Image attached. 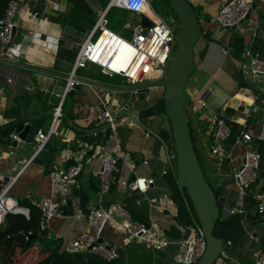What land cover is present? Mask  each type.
<instances>
[{
  "label": "crops",
  "instance_id": "1",
  "mask_svg": "<svg viewBox=\"0 0 264 264\" xmlns=\"http://www.w3.org/2000/svg\"><path fill=\"white\" fill-rule=\"evenodd\" d=\"M16 1L15 35L10 50L0 55V176L2 179L15 178L9 195L21 207L39 215L40 200L50 194L51 168L66 169L79 164L82 171L63 208L64 217L50 219L45 231L39 229L45 238L58 241L66 252L76 238L88 232L87 211L99 200L98 161L117 144L123 158L114 172L110 192L102 197V204L123 206L133 221L155 225L162 231L167 245L154 249L136 241H127L118 223L116 208H112L111 216L116 222L108 224L102 236L117 251L118 257L113 261L120 264H175L173 260L179 242L188 234L181 227L189 224L178 220L177 206L170 198L175 187L181 192L177 176L173 173L162 175V171L169 170L164 160L163 142L169 151L175 150L165 114L156 115L152 111L161 98L159 91L162 88L144 90V100H139L133 91H127L124 78L105 76L99 67L88 64L77 71L79 82L89 80L117 89L79 83L77 90L64 99L63 115L55 125L57 135L50 138L38 155H34V142L27 144L17 138L16 127L13 131L11 127L9 132L13 122L18 125L36 118L43 119L40 131H48L52 112L59 104L78 48L93 31L98 14L108 7L110 1L104 8L103 0H51V4L44 0ZM187 1L201 13L199 22L203 28L201 39L194 47L192 80L186 87L193 98L185 95L184 110L208 181L215 188L226 182L220 212L224 217L229 215L228 209L243 210V204L236 199L233 171L240 166L246 147L234 145L235 138L231 144L224 142V150L231 155L232 163L227 162L228 172L221 174L223 162L215 160L209 153L211 135L215 122L222 118L228 128L236 124L256 137L264 120V103L257 101L253 104V96L264 97V80L252 79L249 85H243L240 78V56L250 37L248 22L236 29H219V35L214 39L218 26L211 20L227 0ZM254 6L259 18L254 50L264 56V2L256 0ZM112 9L117 8H111L110 12ZM125 12L128 22L124 30L132 33L127 26H138L140 18ZM130 15L133 20L128 19ZM223 49L228 53L223 54ZM100 100L106 101L116 115L118 143L112 133L109 137L87 142L86 132L101 127L94 113V107ZM198 100L204 105L198 104ZM250 109L252 112L247 117ZM14 140L17 141L15 146L12 145ZM255 143L258 154H263L264 141ZM134 178L152 179L153 184L141 193L129 188ZM263 186L264 165H260L258 182L252 188L259 191ZM250 213L254 218L256 206L250 209ZM241 214L244 215V211ZM12 216L0 226V242L3 243L0 252L8 264H31L40 244L36 241L31 250L24 252L23 240L27 235L18 221L26 218L23 215ZM13 218L17 223L8 228ZM254 220L243 221V233L229 241V246L223 242L225 256H220L214 264H253L257 253L264 254L260 247L264 221Z\"/></svg>",
  "mask_w": 264,
  "mask_h": 264
},
{
  "label": "built area",
  "instance_id": "2",
  "mask_svg": "<svg viewBox=\"0 0 264 264\" xmlns=\"http://www.w3.org/2000/svg\"><path fill=\"white\" fill-rule=\"evenodd\" d=\"M51 4V0H44ZM256 0H227L220 8L216 17L211 20L220 30L227 28H237L241 24L249 23V40L240 56L239 72L242 84L249 85L252 79L264 80V56L254 50V44L258 36L259 18L252 10ZM264 2V0H260ZM17 1L12 0L8 3L4 16L0 19V55L10 50L12 44L11 32L15 27L14 15L17 11ZM111 8L125 10L132 15L147 20L148 26L132 27L127 26L132 31L131 39L125 40L113 33L109 26L107 14ZM249 15V19L245 20ZM36 17V13L33 14ZM107 34V35H106ZM106 37V41L111 39L114 43V51L118 48L125 49L131 54L129 61H124L123 67L117 58L120 56L104 59V43L99 47L102 37ZM176 36L167 22L160 16L156 15L151 7L149 0H110L106 9L98 14L96 26L87 36L83 43L79 46L73 66L66 79V84L60 95L59 104L53 110L52 120L47 132L38 131L34 137L35 153H41L47 145L50 138L57 135L55 125L57 120L62 116V106L64 99L79 85L76 73L79 69L85 68L88 64L99 67L101 74L113 77L119 76L124 78L128 87L137 86L144 83L161 80L168 68L172 53L176 46ZM10 45V46H9ZM8 46V47H7ZM223 54H227L228 50L223 49ZM118 54V53H117ZM102 62V63H101ZM192 80L189 77L188 83ZM187 87V86H186ZM134 95H138V91H133ZM185 95L193 98L191 92L185 88ZM260 101L264 103V97L253 96L254 102ZM203 106L201 100L196 101ZM250 109L247 117L250 116ZM95 118L99 126H108L110 135L116 143L118 138L115 132L118 123L115 122L116 115L113 113L111 106L100 100L94 107ZM229 128L224 120L218 119L215 122L214 132L211 135V145L209 146L210 156L218 161L224 159L232 163L231 155L224 150V142L229 138ZM16 138V137H15ZM264 141V120L259 125L258 134L253 137L247 130H241L234 139V145L246 147V151L242 155L241 164L233 171V181L236 189V199L242 205L245 197L250 193L249 187L257 183L259 178L260 155L257 151H251L249 143L251 141ZM164 160L169 166V170L162 171V175L173 173L176 175V153L175 150L169 151L165 143ZM122 153L116 144L111 150L105 152L98 161V169L96 171V179L98 181L97 205L91 206L86 214L88 222V232L76 238L72 244L66 249L69 254L94 255L100 259L110 262L117 259V251L111 247L107 241L103 239V231L108 224L116 221L111 216V209L116 208L118 223L122 229L127 241H136L154 249H162L167 245V240L162 231L155 225H146L135 222L131 218L129 212L123 206H104L102 197L108 194L114 184V172L117 170L118 162L122 159ZM174 163V164H173ZM82 167L79 164L69 166L66 169L52 167L49 172L51 182L50 194L48 197L40 200L38 209L40 211L39 229L45 231L47 222L52 218H63V208L71 195L75 180L80 175ZM15 182V178L2 179L0 176V226L3 225L8 215H23L29 219V211L21 207L18 202L9 195L10 190ZM153 184L152 179L134 178L129 184L132 190H138L145 193ZM256 213L259 218L264 221V192L256 196ZM190 213L189 208L187 207ZM241 209H228L227 214H241ZM191 218H193L191 216ZM188 234L185 239L179 242L178 252L174 257L175 264H196L203 256L206 249V241L202 229L197 221L192 219L191 223L185 227ZM30 234V233H29ZM252 239V237H250ZM28 241V236H25ZM229 246L231 243H225ZM223 246L220 256H225ZM253 264H264V255L257 253L254 257Z\"/></svg>",
  "mask_w": 264,
  "mask_h": 264
},
{
  "label": "water",
  "instance_id": "3",
  "mask_svg": "<svg viewBox=\"0 0 264 264\" xmlns=\"http://www.w3.org/2000/svg\"><path fill=\"white\" fill-rule=\"evenodd\" d=\"M168 2L176 17L178 33L176 36V46L167 71L161 80L128 87L127 91H138V99L144 100V90L157 87L163 89L161 99L163 101L165 117L171 128L176 153L177 180L180 187L184 188L192 204L206 241L205 252L196 264H214L220 257L223 246V241L213 235L214 227L220 217L223 205L220 200H217L204 178L192 143L188 119L184 110L185 88L194 70V47L202 36V25L199 22L201 13L196 11L187 0H168ZM253 9H255V6H253ZM248 19L249 15L246 16L245 20ZM148 25L149 22L142 18L140 26ZM226 30L229 29L227 28ZM15 31L14 27L11 32L12 38L15 35ZM219 32V29L215 30L214 39H217ZM79 83L106 89H117L89 80H81ZM77 88L78 85L75 87V90ZM42 123L43 119L36 118L18 124L15 128L17 138L27 144L33 143L34 137L40 131ZM86 134L87 142L89 143L103 137H109L110 128L104 125L90 130ZM15 144H17L16 140L13 141L12 145L15 146ZM249 147L251 151L257 150V144L254 140L249 143ZM248 191L251 195L257 196L264 192V186L259 191H255L252 187H249ZM32 237L35 236L28 234L27 243L30 242Z\"/></svg>",
  "mask_w": 264,
  "mask_h": 264
},
{
  "label": "trees",
  "instance_id": "4",
  "mask_svg": "<svg viewBox=\"0 0 264 264\" xmlns=\"http://www.w3.org/2000/svg\"><path fill=\"white\" fill-rule=\"evenodd\" d=\"M10 1H12V0H0V19L4 16L7 5ZM109 1L110 0H103V5H102L103 8L106 7V5ZM166 1L168 3V6L170 7L168 0H166ZM109 14H110V10L107 14V18L109 17ZM109 25H110V23H109ZM152 111L156 115H164L163 101L161 98L155 104ZM188 124H189V130H190V134H191L192 143L194 146L193 135L191 133L190 123L188 122ZM16 125L17 124H15L13 122L9 126L10 127V129H9L10 133H11V127H12V131H13V129L16 127ZM242 129H244V128L239 127L236 124H231L229 127V131H230L229 138H228L229 140L227 139L228 141L226 140V142L231 144L232 138L234 139L235 136L237 134H239V132ZM6 134H8V133L6 132ZM194 149H195V153L197 155V159L199 161V164L202 168L205 180L207 181L208 185L211 187V189H212L215 197L217 198V200H220V202H221L222 201L221 197H222V195H224L226 182H224L223 184L218 186V188H215V186L208 181L206 172L203 168L202 160L200 159L199 154L196 151L195 146H194ZM215 160H217V159H215ZM221 162H223L221 165V174H223V173L226 174L228 172V166H227L228 160L224 159ZM260 165L261 166L264 165V153L263 154L261 153V155H260ZM180 188H181V192H179L178 189L175 187L173 189L171 195H170V198L175 202V205L177 206L178 220L182 224H190L192 221L191 216L196 218V215H195L194 209L192 207V204H191L188 196L186 195L184 188H182V187H180ZM254 206H257L256 198H255V196L248 193V195L245 197V199L243 201V211L245 214L242 215V214L235 213L233 215H228V216H224V217L220 216L218 218L216 224H215L213 235L215 237L219 238L220 240H222L224 243H226L227 241L235 240L236 237L240 236L243 233V221L245 219L246 220L250 219L251 221L253 219H256V220H254V222L255 221L259 222L260 218L257 215V213L255 214L254 218L251 217L250 209ZM187 207L189 208L190 213L188 212ZM10 217H13V216L8 215L6 218L10 219ZM39 219H40V213H39V215H34L30 211L29 212V220L20 219V221H18L20 226L25 228V234L27 236H28V233H30L31 235L37 236L36 238L31 240L29 244H27L28 241L25 240V237H24V240H23L24 245L22 248L23 251L28 252L29 250H31L34 247V243L36 241H38L40 244V248H38L36 250L37 251L36 259L31 264H120L119 262H116V261L106 262V261H104V260H102V259H100L94 255L69 254V253L65 252V250L63 248H61L60 243L58 241L47 239L42 234L43 232H40V230H39ZM16 223H17L16 219L13 218L11 221H9L8 228L12 227V225H14ZM10 232H12V231L9 230V233ZM4 243H5V241H4ZM260 243H261L260 247L264 252V236L260 239ZM1 244H3V243L0 242V246H1ZM0 264H8L7 261L5 260L4 256L1 254V252H0Z\"/></svg>",
  "mask_w": 264,
  "mask_h": 264
},
{
  "label": "rangeland",
  "instance_id": "5",
  "mask_svg": "<svg viewBox=\"0 0 264 264\" xmlns=\"http://www.w3.org/2000/svg\"><path fill=\"white\" fill-rule=\"evenodd\" d=\"M149 1L151 2L150 4L155 14L160 17L162 16V18L167 22L168 26L172 29L173 33L177 35L178 24L176 21V17L173 11H171L172 9L168 6L167 1L166 0H149ZM126 14L127 13L125 11H119L118 9H112L108 17L109 23H110L108 29H110L113 33L118 35L120 38L125 39V40H130L131 32L124 30L125 24L128 22V20L125 18ZM128 19L133 20V16L130 15ZM162 90L163 89L159 91L160 95L162 94ZM68 101L69 100L67 99L66 102ZM192 219L197 221L195 217H193Z\"/></svg>",
  "mask_w": 264,
  "mask_h": 264
},
{
  "label": "bare ground",
  "instance_id": "6",
  "mask_svg": "<svg viewBox=\"0 0 264 264\" xmlns=\"http://www.w3.org/2000/svg\"><path fill=\"white\" fill-rule=\"evenodd\" d=\"M105 41H106V37L103 36L102 39H101V41H100V43H99V47L101 45H103V43ZM114 43L111 42V39H109L108 41H106V43H104L105 44L104 45V48H103L104 59H103L102 62H105V60H107L108 58L111 59V58H113L115 56H120L121 59L117 58V60H119L120 64L124 67L125 66V63L123 62V60L124 61L125 60L126 61H129L130 58H131V54L129 52H127L125 49H120V48H118L115 52H113L114 51Z\"/></svg>",
  "mask_w": 264,
  "mask_h": 264
}]
</instances>
